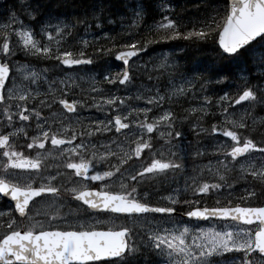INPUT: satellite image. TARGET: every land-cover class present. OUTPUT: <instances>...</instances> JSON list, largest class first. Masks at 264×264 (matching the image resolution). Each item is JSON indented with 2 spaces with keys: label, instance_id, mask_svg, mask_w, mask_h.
Returning a JSON list of instances; mask_svg holds the SVG:
<instances>
[{
  "label": "snow or ice",
  "instance_id": "snow-or-ice-1",
  "mask_svg": "<svg viewBox=\"0 0 264 264\" xmlns=\"http://www.w3.org/2000/svg\"><path fill=\"white\" fill-rule=\"evenodd\" d=\"M201 8H0V264H264V0Z\"/></svg>",
  "mask_w": 264,
  "mask_h": 264
},
{
  "label": "trees",
  "instance_id": "trees-1",
  "mask_svg": "<svg viewBox=\"0 0 264 264\" xmlns=\"http://www.w3.org/2000/svg\"><path fill=\"white\" fill-rule=\"evenodd\" d=\"M11 2L12 0H0V8L7 7ZM172 2L177 12H180L181 9H183L182 15L185 16L186 18L198 19L200 18L199 13L203 11L202 8L199 9V11L197 9V5L202 4L203 0H172ZM203 43L204 42H198V41H167V42H162L161 46L152 45L151 47L157 50V49H161V47L167 48L177 44L180 46L187 44L188 55L196 56L197 59H200L201 57H208L211 55L209 48L204 47ZM197 52H199L200 55H197ZM177 55H179V53Z\"/></svg>",
  "mask_w": 264,
  "mask_h": 264
},
{
  "label": "rangeland",
  "instance_id": "rangeland-1",
  "mask_svg": "<svg viewBox=\"0 0 264 264\" xmlns=\"http://www.w3.org/2000/svg\"><path fill=\"white\" fill-rule=\"evenodd\" d=\"M111 27V29H113L114 31H117V32H119L120 31V28H121V25H120V23L119 22H117L116 24H113V25H111L110 26ZM181 46H184V45H181ZM166 50H172V47H167V48H165ZM161 51V49H157L156 50V52H160ZM178 54V53H177ZM152 55V53L151 52H149L148 53V56H151ZM141 59H147V57H142ZM112 60H113V68H112V70L113 71H118V69H119V67H122V65H120V64H118V63H116L115 62V60H114V56L112 57ZM77 67H79V66H74L73 68H77ZM65 68H67V67H65ZM99 77H97V79H98ZM82 86H84V85H82ZM93 114H94V112H93ZM221 138H223V137H221ZM201 161H197V163H200ZM242 186V185H241ZM162 194H164L163 193V191L162 190H159V191H156L155 193H154V196H159V195H162ZM97 219H100V220H104L105 219V217L104 216H98V217H96ZM185 219V218H184ZM206 226V225H205Z\"/></svg>",
  "mask_w": 264,
  "mask_h": 264
},
{
  "label": "flooded vegetation",
  "instance_id": "flooded-vegetation-1",
  "mask_svg": "<svg viewBox=\"0 0 264 264\" xmlns=\"http://www.w3.org/2000/svg\"><path fill=\"white\" fill-rule=\"evenodd\" d=\"M46 162L48 164H52L53 168H55L56 161H55V155H49L46 157ZM52 169H49V172H51ZM92 185H96L97 182H90ZM7 205V198L0 197V208H3Z\"/></svg>",
  "mask_w": 264,
  "mask_h": 264
},
{
  "label": "bare ground",
  "instance_id": "bare-ground-1",
  "mask_svg": "<svg viewBox=\"0 0 264 264\" xmlns=\"http://www.w3.org/2000/svg\"><path fill=\"white\" fill-rule=\"evenodd\" d=\"M114 60H115V57H114ZM115 62L118 63V64H120V65H122V63H120L119 61H116V60H115Z\"/></svg>",
  "mask_w": 264,
  "mask_h": 264
},
{
  "label": "water",
  "instance_id": "water-1",
  "mask_svg": "<svg viewBox=\"0 0 264 264\" xmlns=\"http://www.w3.org/2000/svg\"><path fill=\"white\" fill-rule=\"evenodd\" d=\"M120 63H122V62H120ZM187 219V218H186Z\"/></svg>",
  "mask_w": 264,
  "mask_h": 264
}]
</instances>
